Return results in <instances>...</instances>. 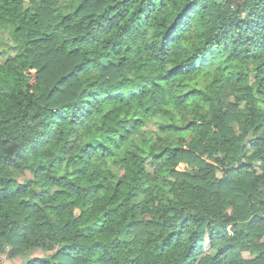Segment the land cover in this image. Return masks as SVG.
Here are the masks:
<instances>
[{
    "label": "trees",
    "instance_id": "1",
    "mask_svg": "<svg viewBox=\"0 0 264 264\" xmlns=\"http://www.w3.org/2000/svg\"><path fill=\"white\" fill-rule=\"evenodd\" d=\"M16 259L264 264V0H0Z\"/></svg>",
    "mask_w": 264,
    "mask_h": 264
},
{
    "label": "rangeland",
    "instance_id": "2",
    "mask_svg": "<svg viewBox=\"0 0 264 264\" xmlns=\"http://www.w3.org/2000/svg\"><path fill=\"white\" fill-rule=\"evenodd\" d=\"M149 127L153 130L157 129V123H156L155 119L151 120ZM5 264H22V263L19 259H16L14 261H7V262H5Z\"/></svg>",
    "mask_w": 264,
    "mask_h": 264
}]
</instances>
